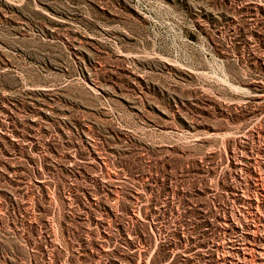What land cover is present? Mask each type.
Returning <instances> with one entry per match:
<instances>
[{
  "label": "rangeland",
  "instance_id": "1",
  "mask_svg": "<svg viewBox=\"0 0 264 264\" xmlns=\"http://www.w3.org/2000/svg\"><path fill=\"white\" fill-rule=\"evenodd\" d=\"M0 264H264V0H0Z\"/></svg>",
  "mask_w": 264,
  "mask_h": 264
}]
</instances>
